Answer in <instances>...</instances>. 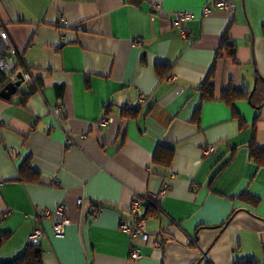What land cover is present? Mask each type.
I'll use <instances>...</instances> for the list:
<instances>
[{"label":"crops","instance_id":"1","mask_svg":"<svg viewBox=\"0 0 264 264\" xmlns=\"http://www.w3.org/2000/svg\"><path fill=\"white\" fill-rule=\"evenodd\" d=\"M212 1L0 0V29L34 75L7 97L0 73V261L41 227L43 264H264V165L250 154L264 149V100L245 96L264 97V0L205 13ZM182 10L185 37L171 22ZM166 184L147 239H133L131 200ZM61 205L71 222L57 236Z\"/></svg>","mask_w":264,"mask_h":264},{"label":"built area","instance_id":"2","mask_svg":"<svg viewBox=\"0 0 264 264\" xmlns=\"http://www.w3.org/2000/svg\"><path fill=\"white\" fill-rule=\"evenodd\" d=\"M234 3L228 0H214L211 3H207L204 6V12L209 13L214 8L229 10L233 8ZM159 8V5H156ZM192 17L190 11H178L175 18L171 20L172 24L175 27L179 28V32L182 36L187 35V23ZM82 25L78 24V28H81ZM138 42V40H136ZM0 73L5 76L7 81L17 82L19 78V74H22L24 82H32L34 81V75L32 71L22 62V58L19 55L17 46L11 39L8 31L4 28L0 29ZM61 107L56 106L53 108L52 112L55 115H59L61 113ZM107 122L106 119H103L101 122L105 124ZM67 143L69 145L74 144V139L70 135L68 136ZM206 152L210 153L214 150V148L209 145L206 147ZM168 184L163 187L159 192L156 193H147V194H136L131 200V205L129 208V212L132 217L135 218L136 223L134 225H130L128 221H124L122 224V229L127 231L131 237L134 239L136 237H141L142 239H147L148 231H147V218L144 215L146 204H150L152 206L158 207L161 210V199L165 195L166 190L168 188ZM78 204L83 203V199H79ZM102 210L101 206L93 204L91 208L92 215H98ZM57 213L61 215V219L54 223L53 230L57 236L63 235L65 233L66 226L71 222L70 218L67 215V206H59L57 209ZM51 212L47 209H44L40 212V217H49ZM45 233L41 227L35 228L29 235L28 240L33 243L40 242V239L44 237ZM130 256L132 259H140L142 257V253L139 247L135 244L131 246Z\"/></svg>","mask_w":264,"mask_h":264},{"label":"trees","instance_id":"3","mask_svg":"<svg viewBox=\"0 0 264 264\" xmlns=\"http://www.w3.org/2000/svg\"><path fill=\"white\" fill-rule=\"evenodd\" d=\"M223 44L228 47L230 49V51L235 48V45L228 42V41H224ZM24 64V63H23ZM5 79V76H4ZM205 85V84H204ZM205 87H207L208 89H205ZM204 93H203V97L206 99H210L213 97L212 95V88L210 86H203ZM240 96H242V94H240ZM246 97L249 98V101H251V103L255 106L261 105L263 103L264 97L263 94H260V91L257 90L256 92H254L253 95H245ZM244 96V97H245ZM239 97V95L235 92H230L228 90L223 92V99L230 105L234 106V101ZM234 114L237 118H239L240 120H242L241 116L238 114V112L236 111V109H234ZM242 124H244V121L242 120ZM250 154H251V158L254 159L258 165H264V149L261 147H258L254 142L251 143L250 145ZM173 152L171 149L166 148V147H162L159 149V151L156 152L155 154V158L161 162V163H165L166 165H171L172 161H173ZM23 176L26 178H31L33 179V170L31 169L30 165L28 163H25L23 165ZM240 198L243 199H247V200H251L253 197L251 195H247V194H242L240 195ZM98 206H101L97 203ZM144 215L146 216V218H148L149 216H159V210L158 207L156 206H152L150 204H146L145 206V213ZM10 234L7 233H3L0 231V249L1 247L5 244V242L7 241V239L9 238ZM0 264H43V248L41 246V243H33L31 241L28 240L27 245L24 248V251L17 256L14 259L11 260H2L0 261ZM242 264H253V262L247 261V262H242Z\"/></svg>","mask_w":264,"mask_h":264},{"label":"water","instance_id":"4","mask_svg":"<svg viewBox=\"0 0 264 264\" xmlns=\"http://www.w3.org/2000/svg\"><path fill=\"white\" fill-rule=\"evenodd\" d=\"M19 80L17 81V82H12V83H9L5 88H4V90H3V94L5 95V96H9V94H11V93H13V92H15L16 91V86H19V85H21L23 82H24V79H23V77H22V74L20 73L19 74Z\"/></svg>","mask_w":264,"mask_h":264}]
</instances>
